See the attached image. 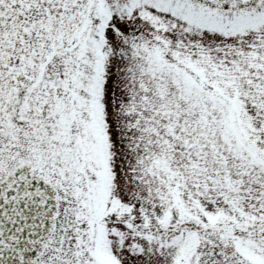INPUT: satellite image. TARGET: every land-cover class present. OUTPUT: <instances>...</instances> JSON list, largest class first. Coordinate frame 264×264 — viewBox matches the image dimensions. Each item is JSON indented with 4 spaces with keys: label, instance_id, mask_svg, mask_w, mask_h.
I'll list each match as a JSON object with an SVG mask.
<instances>
[{
    "label": "snow or ice",
    "instance_id": "6c2138e0",
    "mask_svg": "<svg viewBox=\"0 0 264 264\" xmlns=\"http://www.w3.org/2000/svg\"><path fill=\"white\" fill-rule=\"evenodd\" d=\"M0 264H264V0H0Z\"/></svg>",
    "mask_w": 264,
    "mask_h": 264
}]
</instances>
